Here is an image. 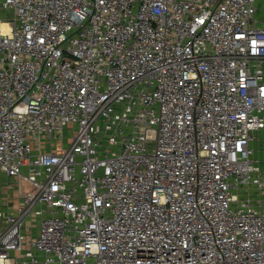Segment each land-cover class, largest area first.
I'll return each mask as SVG.
<instances>
[{"label": "built area", "instance_id": "2783aa9c", "mask_svg": "<svg viewBox=\"0 0 264 264\" xmlns=\"http://www.w3.org/2000/svg\"><path fill=\"white\" fill-rule=\"evenodd\" d=\"M260 4L0 0V264H264Z\"/></svg>", "mask_w": 264, "mask_h": 264}, {"label": "rangeland", "instance_id": "374dc122", "mask_svg": "<svg viewBox=\"0 0 264 264\" xmlns=\"http://www.w3.org/2000/svg\"><path fill=\"white\" fill-rule=\"evenodd\" d=\"M260 1H261V4H260L261 6H260V10H259V17H261L262 20H264V0H260ZM262 149L264 151V140L262 142ZM11 200H12V198L7 199L6 194H3L2 202L11 201ZM12 201H13L12 205L15 206L16 203L18 202V198L13 197ZM33 232H34V230H33Z\"/></svg>", "mask_w": 264, "mask_h": 264}, {"label": "crops", "instance_id": "0c3cea01", "mask_svg": "<svg viewBox=\"0 0 264 264\" xmlns=\"http://www.w3.org/2000/svg\"><path fill=\"white\" fill-rule=\"evenodd\" d=\"M1 194H2V197H3V194H5V192H6V187L5 186H2V188H1ZM9 194L11 195V197H12V200H13V197H15V198H17L16 196H15V193L13 192V191H9Z\"/></svg>", "mask_w": 264, "mask_h": 264}]
</instances>
